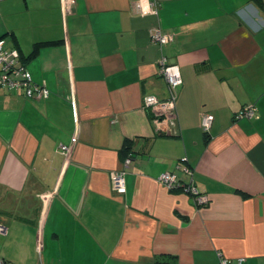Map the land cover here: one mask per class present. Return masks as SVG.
I'll return each instance as SVG.
<instances>
[{
    "label": "crops",
    "instance_id": "1",
    "mask_svg": "<svg viewBox=\"0 0 264 264\" xmlns=\"http://www.w3.org/2000/svg\"><path fill=\"white\" fill-rule=\"evenodd\" d=\"M134 1L74 0L66 14L60 0L0 1V38L48 91L0 90L1 234L20 232L36 264H264V0H157L143 16ZM155 28L172 37L162 50ZM162 55L182 79L170 133L143 106L169 97ZM249 104L256 117L234 120ZM166 172L206 205L163 186Z\"/></svg>",
    "mask_w": 264,
    "mask_h": 264
},
{
    "label": "built area",
    "instance_id": "2",
    "mask_svg": "<svg viewBox=\"0 0 264 264\" xmlns=\"http://www.w3.org/2000/svg\"><path fill=\"white\" fill-rule=\"evenodd\" d=\"M1 1V0H0ZM63 13L70 12L74 0H60ZM160 3L157 0H135L133 2V11L141 16L158 14ZM149 41L157 45L160 50L172 42V37L163 33L160 28L152 29L149 32ZM159 75L166 81L169 87V97L166 100H158L154 96H146L143 99V106L150 111L153 124L161 132H171V124L175 118V100L177 89L182 84L179 68L172 64L167 57L161 56L159 60ZM0 90L19 91L25 98H47L48 91L45 87L35 84L30 74L20 65L19 52L16 49H7L5 42L0 38ZM256 108L249 104L243 106L234 116L235 120L253 119L256 117ZM213 122V115L204 113L201 115L200 127L203 132H209ZM72 146H60L62 154L68 159ZM131 161V157H127L124 161V167H127ZM183 171L191 174L190 170L185 168ZM111 183L117 194L125 193L123 172H114L111 174ZM158 181L168 190L179 188L181 191L190 195L196 206H205L207 198L200 193L190 181L185 184L181 183L178 177L173 173H163L158 177ZM50 197V194H49ZM4 232V228L0 226V233ZM244 258L230 260L220 257L215 264H244ZM0 264H11L0 258Z\"/></svg>",
    "mask_w": 264,
    "mask_h": 264
},
{
    "label": "rangeland",
    "instance_id": "3",
    "mask_svg": "<svg viewBox=\"0 0 264 264\" xmlns=\"http://www.w3.org/2000/svg\"><path fill=\"white\" fill-rule=\"evenodd\" d=\"M4 227V226H3ZM0 258L11 264H36L39 255L20 232L0 233Z\"/></svg>",
    "mask_w": 264,
    "mask_h": 264
},
{
    "label": "trees",
    "instance_id": "4",
    "mask_svg": "<svg viewBox=\"0 0 264 264\" xmlns=\"http://www.w3.org/2000/svg\"><path fill=\"white\" fill-rule=\"evenodd\" d=\"M247 1H251V2H255V3H259V0H247ZM235 120V119H234ZM130 141L128 140H125L124 142V145H123V149H122V153L125 154L127 157H131V150H130ZM174 174V173H173ZM176 175V174H175ZM177 176V175H176ZM178 177V176H177ZM179 179V178H178ZM180 180V179H179ZM181 183L185 184L186 181H182L180 180ZM170 191H181L179 188H175V189H172ZM153 264H178L174 258H170V257H167V258H164L163 260H160V258L155 261Z\"/></svg>",
    "mask_w": 264,
    "mask_h": 264
}]
</instances>
